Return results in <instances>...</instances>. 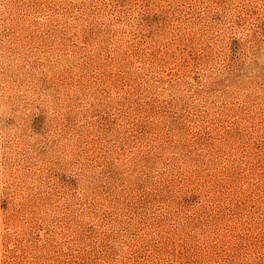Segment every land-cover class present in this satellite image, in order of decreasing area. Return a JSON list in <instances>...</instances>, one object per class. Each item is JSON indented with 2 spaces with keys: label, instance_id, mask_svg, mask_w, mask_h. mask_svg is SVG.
Segmentation results:
<instances>
[{
  "label": "rangeland",
  "instance_id": "1",
  "mask_svg": "<svg viewBox=\"0 0 264 264\" xmlns=\"http://www.w3.org/2000/svg\"><path fill=\"white\" fill-rule=\"evenodd\" d=\"M0 264H264V0H0Z\"/></svg>",
  "mask_w": 264,
  "mask_h": 264
}]
</instances>
